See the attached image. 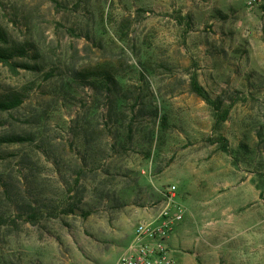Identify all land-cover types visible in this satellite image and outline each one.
<instances>
[{
    "label": "rangeland",
    "instance_id": "1",
    "mask_svg": "<svg viewBox=\"0 0 264 264\" xmlns=\"http://www.w3.org/2000/svg\"><path fill=\"white\" fill-rule=\"evenodd\" d=\"M246 2L0 0L35 67L0 63V96H24L0 112V264H115L173 184L210 216L257 213L264 264V7Z\"/></svg>",
    "mask_w": 264,
    "mask_h": 264
},
{
    "label": "crops",
    "instance_id": "2",
    "mask_svg": "<svg viewBox=\"0 0 264 264\" xmlns=\"http://www.w3.org/2000/svg\"><path fill=\"white\" fill-rule=\"evenodd\" d=\"M202 203L193 197L185 200V218L169 237L176 264H257L252 260L253 251L259 246L257 234L253 233L257 213L232 212L228 215L231 217L222 219L218 213L209 215L210 210H222L221 206Z\"/></svg>",
    "mask_w": 264,
    "mask_h": 264
},
{
    "label": "built area",
    "instance_id": "3",
    "mask_svg": "<svg viewBox=\"0 0 264 264\" xmlns=\"http://www.w3.org/2000/svg\"><path fill=\"white\" fill-rule=\"evenodd\" d=\"M250 8L264 5V0H247ZM177 185L159 190L162 199L150 208L148 218L135 226L129 243L115 264H176L169 246V237L176 225L184 220L185 205L177 196Z\"/></svg>",
    "mask_w": 264,
    "mask_h": 264
},
{
    "label": "trees",
    "instance_id": "4",
    "mask_svg": "<svg viewBox=\"0 0 264 264\" xmlns=\"http://www.w3.org/2000/svg\"><path fill=\"white\" fill-rule=\"evenodd\" d=\"M28 54V49L26 46L16 45L15 43H10L8 32L0 25V63L9 66L11 69L17 71V66L23 68L35 69L34 66L28 63H16L15 59L17 57H25ZM97 79V78H94ZM112 78L107 77L104 80L97 79L96 83L102 85H108V82ZM191 89L192 91L205 100L215 111L216 124L219 125L228 119L230 108H223V103L220 99L212 98L211 94L206 90V88L200 83L198 76L193 74L191 78ZM24 101V96L21 93H12L6 96H0V112L9 111L19 107ZM26 137L20 135H12L5 138V142H22L26 141ZM226 149V148H225ZM74 211V209L72 210Z\"/></svg>",
    "mask_w": 264,
    "mask_h": 264
},
{
    "label": "water",
    "instance_id": "5",
    "mask_svg": "<svg viewBox=\"0 0 264 264\" xmlns=\"http://www.w3.org/2000/svg\"><path fill=\"white\" fill-rule=\"evenodd\" d=\"M76 212H78V213H79V212H80V210L76 209Z\"/></svg>",
    "mask_w": 264,
    "mask_h": 264
}]
</instances>
